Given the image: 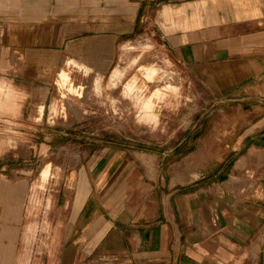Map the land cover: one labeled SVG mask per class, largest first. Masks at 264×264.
<instances>
[{"label": "crops", "instance_id": "0c3cea01", "mask_svg": "<svg viewBox=\"0 0 264 264\" xmlns=\"http://www.w3.org/2000/svg\"><path fill=\"white\" fill-rule=\"evenodd\" d=\"M142 29L220 100L247 107L235 111L251 123L230 153L264 154V0H0V264H34L24 239L40 226L27 225L30 203L48 192L51 208L68 178L43 166L33 181L27 162L6 153L45 146L29 134L42 131L57 73L75 84L112 76L121 46ZM59 108L66 110L57 93L51 124ZM131 168L114 157L75 172L63 220L41 225L62 237L36 264H264L263 182L261 194L252 187L242 198L170 189L160 178L142 191L129 187Z\"/></svg>", "mask_w": 264, "mask_h": 264}, {"label": "rangeland", "instance_id": "374dc122", "mask_svg": "<svg viewBox=\"0 0 264 264\" xmlns=\"http://www.w3.org/2000/svg\"><path fill=\"white\" fill-rule=\"evenodd\" d=\"M116 66L112 76L103 79L80 76L81 84L72 83L63 72L58 80L57 73L42 131L29 134L45 146L13 148L6 153V157L27 162L33 181L43 166L44 174L54 169L61 176L68 175L54 206L46 205L48 192L30 203L27 225L36 222L40 226L35 237L24 239L34 264L45 259L55 237H62V230L58 235L55 229L42 233V223L49 218L53 225L60 216L63 220L64 211L59 208L67 198L64 190L73 187L77 170L100 158L118 157L130 162L132 168L127 172L133 169L137 178L132 177L136 180L129 185L133 189L146 191L148 184L160 178L166 188H203L214 197L234 194L242 198L254 194L252 187L261 194L264 157L255 158L264 154L253 147L241 156L246 148L231 154L228 147L238 130L251 123L235 113L237 108L247 109L242 108V101L220 100L164 49L158 37L148 36L144 29L121 46ZM57 93L66 110L59 108L51 124L50 107ZM45 152H49L46 157ZM250 172H255L252 177H243ZM229 175L234 183L227 182ZM243 185L246 189L239 193L238 187Z\"/></svg>", "mask_w": 264, "mask_h": 264}, {"label": "bare ground", "instance_id": "6f19581e", "mask_svg": "<svg viewBox=\"0 0 264 264\" xmlns=\"http://www.w3.org/2000/svg\"><path fill=\"white\" fill-rule=\"evenodd\" d=\"M255 151V150H254ZM258 151V150H257ZM144 160V159H143Z\"/></svg>", "mask_w": 264, "mask_h": 264}]
</instances>
